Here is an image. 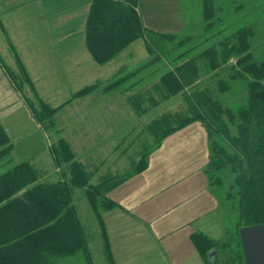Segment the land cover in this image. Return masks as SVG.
Segmentation results:
<instances>
[{"label":"crops","instance_id":"0c3cea01","mask_svg":"<svg viewBox=\"0 0 264 264\" xmlns=\"http://www.w3.org/2000/svg\"><path fill=\"white\" fill-rule=\"evenodd\" d=\"M93 2L0 0V123L14 145L13 155L19 163L27 161L37 170L39 183L65 179L68 169L66 164L60 168L56 164L55 143L45 142L41 151L31 155L21 148L35 136H41L43 142L48 137L39 134L38 121L26 101L33 96L52 108H61L56 113L59 119L92 123L99 116L97 122L115 124L107 128L114 134H62L74 160L89 173L91 185L102 183L104 178L123 180L107 193L118 207L103 211L102 222L91 207L100 229L97 235L102 245V264H209L193 237L204 234L218 238L223 233L224 216L208 171L211 148L205 125L196 121L166 135L159 145L156 140L142 153L148 154L147 167L137 172L141 153L135 157L136 166L125 167L130 152L126 154L124 124L136 115L122 91L106 92L99 87L97 92L73 100L77 92L97 84L106 86L125 70L150 67H141L151 57L141 38L111 61H95L86 43ZM188 3L138 0L137 9L147 30L190 40ZM7 70L15 75L24 72L31 85L16 88ZM84 106L86 109H82ZM94 137L101 139L97 150ZM95 153L104 156L100 160ZM81 223L92 255L88 262L95 264Z\"/></svg>","mask_w":264,"mask_h":264},{"label":"trees","instance_id":"16d2710c","mask_svg":"<svg viewBox=\"0 0 264 264\" xmlns=\"http://www.w3.org/2000/svg\"><path fill=\"white\" fill-rule=\"evenodd\" d=\"M202 2L205 29L209 30L215 27V22L223 21L221 8L217 7L216 0ZM137 6L138 0H94L86 25V43L96 62L105 64L111 61L140 38L145 40L151 57L155 56L146 66L165 57L169 43L175 45L172 50L187 45L188 38L147 30ZM259 36L258 30L251 24L237 29L197 56H188L190 50H180L179 55L169 58L173 66L161 76L160 81L162 92L167 97L187 90L185 101L188 113L177 119L174 125L165 127L157 144L166 135L194 121H201L210 136L215 133L227 139L233 151L229 153L214 142L211 151L217 153L214 155L211 152L208 171L211 174L221 167H230L236 173L237 206L244 226L264 224V60L250 61L252 41ZM232 58H236L235 64H231ZM200 60L205 61L210 71L229 70L231 80L248 78L247 102L237 110L225 109L215 90L196 86L200 79ZM7 72L16 81V75L9 70ZM216 76L218 74L213 78ZM119 80L106 86L97 84L87 87L74 97L86 95L99 87L106 92L117 90L121 84ZM229 88L230 85L224 81H218L216 85L219 92L228 91ZM26 101L35 119L42 121V112L35 108L31 100ZM39 101L46 113L53 115L58 110L41 99ZM225 113L228 120L235 123L238 135L230 134L228 123L224 120ZM59 143V150L55 144L53 152L55 158L60 160L59 151H68L67 161L72 171L70 181L39 183L37 170L27 161H21L0 173V264H56L58 260L79 253H83L91 263L92 255L72 194L74 187L87 185L88 177L84 166L74 160L67 141L61 138ZM12 150L13 143L0 123V160L10 155ZM147 161L148 154H144L136 171L145 169ZM105 181L100 186H89L85 191L100 220V210L118 207L107 193L123 180H117L107 188L103 185ZM193 239L208 259V252L216 248L213 241L204 234L194 235ZM209 264L212 263L209 261Z\"/></svg>","mask_w":264,"mask_h":264},{"label":"rangeland","instance_id":"374dc122","mask_svg":"<svg viewBox=\"0 0 264 264\" xmlns=\"http://www.w3.org/2000/svg\"><path fill=\"white\" fill-rule=\"evenodd\" d=\"M216 3L217 7L219 6L221 8L220 13L221 17H223V21H219V23L215 22L214 28L209 30L207 29L208 31L205 29L206 20H204L203 16L202 0H189L187 5L189 8L188 13L192 19L189 32H192V35L190 40L187 42V45L183 46L182 48L172 50L175 45L174 43H169L167 55L165 57L162 56V58L158 61L151 63L150 67H148L146 70H125L118 76H115V78L109 82L110 84L120 79L119 81H121V84L119 85V88L117 90H111V92L122 91L123 96H125L129 101V107L134 110L136 116L138 115L137 118L136 116L130 119L127 118V122L124 124L125 134H127L125 140V146H127L126 154L130 152V154L127 155L126 161H128L126 162L125 167L133 168L134 165L136 166L137 164L135 162V157L138 156V153H141L142 156V153L144 151L146 152V150L153 146L154 142L159 139V136L163 133L165 127L170 124L174 125L177 119L181 118L182 116H187L186 114L188 113V105L185 101V92L187 90L167 97L161 89V76L168 70H166L167 66H169V69L173 66V64L170 63L169 58L179 55L180 50H190L188 56H197L205 49L217 45L219 40L232 34L237 29L252 24V26L258 30L260 36L255 39V41H252L253 49L250 51V61L264 60V0H216ZM138 44L139 41L135 44V46ZM151 58H155V56L153 55L150 57V60H152ZM232 60L236 61V58H232ZM146 63H142L143 65H141V67L143 68ZM198 66L200 79L198 80V83H195V85L197 84L201 88L208 87L211 90H215V92H217L219 101L223 104L225 109L231 108L237 110L247 102L248 78L242 77L231 80L228 77L230 73L229 70L227 71L226 69H223L222 71H219L217 69L210 71L206 67L204 60L198 61ZM216 74H218V76L213 78V76ZM15 77L16 81L14 79L10 80L14 83L16 88L20 87L21 89V85L24 86L25 83H29L28 77L25 73L21 72L20 75H16ZM218 81H224L228 83L230 85L229 90L225 92L217 91L216 85ZM97 91L98 89L94 90V92ZM91 93L92 92H89L86 95L75 97L73 100L80 97H86L91 95ZM31 100L35 108L43 114L41 115L42 121L38 122L40 128L39 134H46V137H48L47 141L45 140L44 142L41 136H35V138L29 141L26 140L28 144L25 142L21 148H24L26 152L29 153V155H31V153H35L36 150L38 152L41 151L42 148L46 146V143H55L59 150V140L60 138H63L62 134L64 131L67 134L115 133V131H107V128H111V126H114L115 124H101L100 122H97L98 120H96L99 119V116L94 117V121L92 123L81 121L69 122L67 120L65 121L63 118L59 119L56 117V113H59L61 108H58V110L53 115H51L52 113H46L47 110L45 111L41 107L40 101L36 97L33 96ZM130 101L134 105H132ZM82 109H86V107L84 106ZM225 114L224 120H226L228 123L230 134L238 135L237 128L234 125L235 123L229 121L228 114ZM138 117H140V119H138ZM162 120L163 122H160ZM207 134L210 148L213 147V143L215 142L216 145L224 147L227 152L231 153L233 151V147L229 144L227 139H224L215 133H211L212 135L210 136L208 130ZM92 141L95 149L97 150V144L100 143L101 139L99 137H94ZM63 151L64 150L62 149L59 151L60 155L62 156H60V160H58L57 157H53L59 168L62 164H66L68 171L63 178H65L64 180L70 181L72 178V171L70 168L71 164L69 161H67L68 151L66 152L67 154ZM211 152L214 153V155L217 153V151L214 152L213 150ZM95 155L98 156L100 160L104 156L100 154L97 155L96 153ZM18 163L19 161L18 159H15L12 150L10 155H7L4 160H0V173ZM52 166L53 164H51V167ZM85 173L88 177L87 185L84 187L73 188V202L78 216L80 217L87 231L89 244L92 247L94 253V262L95 264H102L103 262L99 258L102 245L97 235V231H100V229L97 224L98 222L96 215L91 208L93 207V204L85 195V191L89 186H100L101 183L98 185H91L89 183V173L86 171ZM52 176L53 174L51 177ZM210 180L221 198L222 214L224 216L223 233L216 239L209 238L213 241L217 249V256L214 264H244L239 235V229L244 226V223L241 221V216L237 206V201L239 198L237 196L236 173L230 167H221L210 174ZM37 181L39 182L38 174ZM103 181H105V184H103L105 188L109 187L113 183L118 182L115 179L107 180L105 178ZM100 203L101 201L98 203V205ZM103 211L104 210H100V215ZM56 264H89V262L83 253H79L74 257L58 260Z\"/></svg>","mask_w":264,"mask_h":264},{"label":"water","instance_id":"95a60500","mask_svg":"<svg viewBox=\"0 0 264 264\" xmlns=\"http://www.w3.org/2000/svg\"><path fill=\"white\" fill-rule=\"evenodd\" d=\"M245 264H264V224L243 226L239 231ZM217 250L214 248L207 254L214 264Z\"/></svg>","mask_w":264,"mask_h":264}]
</instances>
